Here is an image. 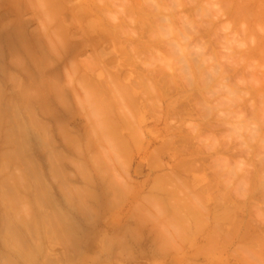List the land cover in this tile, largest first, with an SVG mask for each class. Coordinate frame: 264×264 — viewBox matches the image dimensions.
<instances>
[{
  "label": "rangeland",
  "instance_id": "1",
  "mask_svg": "<svg viewBox=\"0 0 264 264\" xmlns=\"http://www.w3.org/2000/svg\"><path fill=\"white\" fill-rule=\"evenodd\" d=\"M4 179L0 264H264V0H0Z\"/></svg>",
  "mask_w": 264,
  "mask_h": 264
},
{
  "label": "bare ground",
  "instance_id": "2",
  "mask_svg": "<svg viewBox=\"0 0 264 264\" xmlns=\"http://www.w3.org/2000/svg\"><path fill=\"white\" fill-rule=\"evenodd\" d=\"M131 63V62H130ZM161 75V74H160ZM4 181H5V179L4 180H2V181H0V187L1 186H4L3 185V183H4ZM3 188V187H2ZM5 190V189H4ZM2 191V190H1ZM1 195V194H0ZM3 196H4V194H2ZM2 195L0 196L1 198H2ZM0 198V199H1ZM1 201H3V198L1 199ZM5 201V200H4ZM1 204H3L2 202H1ZM4 206V205H3ZM0 208H1V205H0ZM4 212H5V210H4ZM3 212V214L2 213H0V247H4L5 249H6V247L8 246V244L7 243H11V241H13V238L14 237H16V235L18 234V232H17V234L14 236V234H10L8 231V233L10 234V235H6V234H8L7 232H5L7 229H4L5 228V225H7V223H8V220H9V222L11 221L10 219H8V218H10V217H8L7 215H9V214H7V212H6V214ZM5 217H4V216ZM42 218V217H41ZM12 221H14V220H12ZM10 223H12V222H10ZM10 226H11V224H10ZM23 226V225H22ZM26 226V227H25ZM28 226V227H27ZM10 228V227H9ZM29 228H31L30 226H29V224L28 225H24V229L27 231V233L29 232V233H32V231L30 232V230H32V228L29 230ZM24 230V231H25ZM16 231H17V229H16ZM3 232H5V234L3 233ZM20 238V237H19ZM15 240V239H14ZM7 244V245H6ZM13 244V243H12ZM12 244H9L10 245V248H11V246H12ZM15 244V243H14ZM16 244H17V242H16ZM5 245H6V247H5ZM18 249V248H17ZM1 250H3V249H1L0 248V253L2 254V252H1ZM7 250V249H6ZM8 250H11V249H8ZM13 250V249H12ZM11 250V251H12ZM14 252V251H13ZM11 253V252H10ZM1 254H0V256H1ZM4 254V253H3ZM2 254V255H3ZM6 255V254H5ZM8 255V254H7ZM8 257V256H7ZM6 257V258H7ZM1 259H3V258H1ZM7 260V259H6ZM9 261V260H8ZM10 262H13V261H10Z\"/></svg>",
  "mask_w": 264,
  "mask_h": 264
},
{
  "label": "crops",
  "instance_id": "3",
  "mask_svg": "<svg viewBox=\"0 0 264 264\" xmlns=\"http://www.w3.org/2000/svg\"><path fill=\"white\" fill-rule=\"evenodd\" d=\"M94 258H90L89 261L92 262ZM174 264H180L179 262L174 263ZM214 264H224V263H214Z\"/></svg>",
  "mask_w": 264,
  "mask_h": 264
}]
</instances>
